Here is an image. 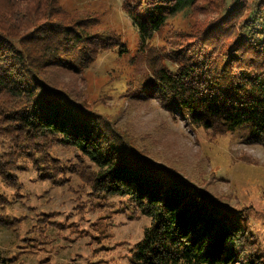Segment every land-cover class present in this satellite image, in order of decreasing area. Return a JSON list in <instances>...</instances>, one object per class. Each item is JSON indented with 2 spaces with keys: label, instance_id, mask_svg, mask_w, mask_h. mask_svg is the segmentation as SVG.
<instances>
[{
  "label": "trees",
  "instance_id": "1",
  "mask_svg": "<svg viewBox=\"0 0 264 264\" xmlns=\"http://www.w3.org/2000/svg\"><path fill=\"white\" fill-rule=\"evenodd\" d=\"M122 8L146 67L143 78L120 85L129 101L155 100L213 136L243 127L249 143L264 144V0H123ZM184 10L217 14L154 44ZM97 22L67 15L60 0H0V206L8 202L2 186L21 188L17 171L28 162L53 184L77 178L97 202L125 199L148 219L129 264H264L242 216L154 160L64 81L81 80L103 52L128 53L120 35L98 32ZM57 147L72 159L62 160ZM12 222L0 216V226Z\"/></svg>",
  "mask_w": 264,
  "mask_h": 264
},
{
  "label": "rangeland",
  "instance_id": "2",
  "mask_svg": "<svg viewBox=\"0 0 264 264\" xmlns=\"http://www.w3.org/2000/svg\"><path fill=\"white\" fill-rule=\"evenodd\" d=\"M122 1L60 0L67 15H91L98 20L94 29L119 34L129 50L122 56L103 52L81 80L64 75V81L71 80L77 94L111 113L154 160L242 216L247 243L255 241L264 254V144L249 143L243 127L210 135L180 116L173 119L155 100L131 102L122 94L123 82L146 73L136 54L137 30ZM192 13L184 10L171 17L153 43L161 45L160 37L174 28L213 21L217 11ZM55 152L62 160L72 159L60 147ZM25 166L17 171L21 188L2 186L8 202L0 206V216L13 222L0 226V264H129L130 247L141 238L147 218L132 213L125 199L97 202L77 178L57 185L31 163Z\"/></svg>",
  "mask_w": 264,
  "mask_h": 264
}]
</instances>
